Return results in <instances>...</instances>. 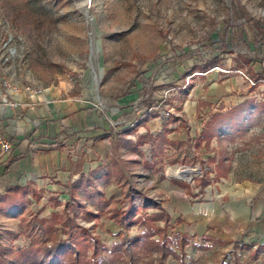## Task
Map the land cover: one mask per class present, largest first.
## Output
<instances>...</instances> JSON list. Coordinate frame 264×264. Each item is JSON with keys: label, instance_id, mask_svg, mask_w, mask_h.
Masks as SVG:
<instances>
[{"label": "rangeland", "instance_id": "rangeland-1", "mask_svg": "<svg viewBox=\"0 0 264 264\" xmlns=\"http://www.w3.org/2000/svg\"><path fill=\"white\" fill-rule=\"evenodd\" d=\"M0 16L25 38L26 63L16 64L15 80L42 89L62 84L79 94L91 92L90 106L103 120L101 136L108 137L103 147L96 146L99 167L84 178L91 182L87 189L80 187L83 179L56 192H35L40 199L16 194L24 203L20 210L0 209L2 254L16 260L32 245L31 230L42 235L52 226L58 231L50 237L64 240L68 231L63 223L73 219L74 226L88 229L105 245L96 260H108L122 241V228L112 215L131 205L137 218L145 219L161 212L145 211L154 202L171 218L167 236L180 256L166 264H264L261 244L245 232L228 244L187 236L183 254L178 247L182 235L175 232L183 216L165 209L167 185L178 187L191 206L205 203L210 188L220 184L264 186V81L251 85L247 80L251 70L264 72V46L236 32L243 26L264 27V0H0ZM215 58L220 63L207 74L191 72L194 65ZM213 85L230 90L209 97ZM245 102L251 103L239 134L228 138V129L208 141L203 133L214 125V117ZM152 121L163 124L162 132L166 128V142L159 138L161 131L149 132ZM184 168H197L198 174L185 177ZM82 207L96 217H88ZM143 231L140 225L124 235ZM243 241L252 250H241ZM258 251L254 263L251 256ZM87 252L90 259L92 250ZM157 259L152 257L154 264Z\"/></svg>", "mask_w": 264, "mask_h": 264}, {"label": "crops", "instance_id": "crops-1", "mask_svg": "<svg viewBox=\"0 0 264 264\" xmlns=\"http://www.w3.org/2000/svg\"><path fill=\"white\" fill-rule=\"evenodd\" d=\"M229 90L213 85L209 97ZM71 91L70 86L62 84L46 87L42 95L24 96L17 111L0 103V136L12 147L6 153L0 145V196L18 194L21 188L30 193L56 192L58 187L89 177L87 173L99 167L98 147H103L108 138L101 136L103 120L90 106L91 92L86 90L84 95L77 89ZM162 125L152 121L149 132L158 135ZM97 144L100 146L96 148ZM172 174V170L168 172ZM211 188L206 202L193 207L183 201L178 187L166 186L170 199L166 211L173 216L172 208L183 216H174V220L183 221L175 232L202 240L215 238L223 244L232 243L245 232L264 245V186L226 183ZM27 197L33 199L32 195Z\"/></svg>", "mask_w": 264, "mask_h": 264}, {"label": "trees", "instance_id": "trees-1", "mask_svg": "<svg viewBox=\"0 0 264 264\" xmlns=\"http://www.w3.org/2000/svg\"><path fill=\"white\" fill-rule=\"evenodd\" d=\"M236 32H243L246 34L247 38L249 36L250 39H252L255 43H261L264 46L263 26H243L240 29L237 28ZM232 34H235V31L232 32ZM232 38H234V36ZM241 58L246 62V64L251 65V63H253L252 60L248 61L244 57ZM219 63L220 60L217 58L208 60L201 65H194L191 72L205 75ZM250 79L255 83L264 81V72L262 74H257L255 71L251 70ZM250 103L251 102H245L244 104L239 105L228 115L215 116L214 125H212V127L210 126L208 132L203 133L205 134V137L208 138V141L213 139V133L216 132L220 134L222 131L228 129H232V133L230 136H228V138L238 135L239 130L244 127L242 120L246 116L244 115L246 111L245 109L250 105ZM211 123H213V121ZM165 130L166 128L162 132L163 134L159 136L163 142L167 141L165 139ZM84 181L85 183L83 184L82 182L80 187L87 189L91 182H89L90 180L88 179H84ZM208 186L209 184H204L203 188ZM20 190L21 191L18 194H21V197L27 198V196L32 195V197H37L40 199V197H38L35 192L30 193L27 188H21ZM16 194L6 193L4 196H0V204L6 205L4 207H0L2 211H6L7 209L20 210V208L24 206L22 199L18 200L17 197L13 196ZM90 195L91 198L94 199V192L93 194L90 193ZM94 202V205L97 206V209L103 210L102 207L99 206L101 202ZM104 206L106 207L108 205L104 204ZM82 208L85 210V213L88 217H96V214L88 211L84 207ZM153 209H157L161 212L148 215L145 219H142V217L137 218L134 208L131 205L128 209L115 212L112 215L113 221H115V223L122 228V231L118 233V236L122 237V241L113 246L112 253H114V255L108 260L104 259L100 262L96 260L101 252L106 251L105 245L102 244L98 239H94L88 229L82 226H74V220L71 219L70 221H65L63 223V228L68 231V233L65 232L66 239L64 240L58 237H50L58 231L52 226L47 228L48 233H42V235H32L33 231L31 230L32 234L30 235V238L33 241L32 245L29 248L22 249V251L18 252L19 256L16 260L6 256L5 254H2V246L0 243V264H11L13 261L17 264H154V261L152 260L154 255H158V264H166V261L170 257L179 259L180 256L178 252L172 246V244L175 243L174 239L170 237L168 238L167 236L169 229L168 226L170 225L171 220L169 214L165 212L163 207L155 204L154 202L151 205L145 207V211ZM158 223H164L165 226H157ZM140 225L144 226L145 228V231H143L141 235H124L126 232H129L131 229L139 227ZM74 229H78L80 231L79 236L75 234ZM155 237H159V240H156ZM180 237L181 241L178 243V247L184 254L186 252L185 247L189 245V239L186 235ZM259 248L264 250V245H261ZM89 249L92 250V257L90 259L87 252ZM240 249L252 250V248L248 246L245 241L240 244ZM258 259L259 251L254 252V254L251 256V260L254 263H257Z\"/></svg>", "mask_w": 264, "mask_h": 264}, {"label": "built area", "instance_id": "built-area-1", "mask_svg": "<svg viewBox=\"0 0 264 264\" xmlns=\"http://www.w3.org/2000/svg\"><path fill=\"white\" fill-rule=\"evenodd\" d=\"M24 45V36L16 33L11 21L0 16V103L1 106L14 111H17L21 106V99L24 96H39L44 91L35 84L20 85L15 80L18 67L16 64L26 63ZM247 80L251 85L255 84L250 78ZM165 116H169V113H166ZM126 125L131 126L128 121ZM0 145L3 152L10 153L12 151L9 141L1 136Z\"/></svg>", "mask_w": 264, "mask_h": 264}, {"label": "bare ground", "instance_id": "bare-ground-1", "mask_svg": "<svg viewBox=\"0 0 264 264\" xmlns=\"http://www.w3.org/2000/svg\"><path fill=\"white\" fill-rule=\"evenodd\" d=\"M197 169V168H196ZM182 169V175H184L185 177H191V176H195L196 174H198V169ZM190 181V180H188Z\"/></svg>", "mask_w": 264, "mask_h": 264}]
</instances>
